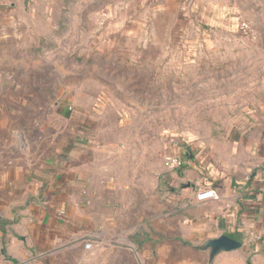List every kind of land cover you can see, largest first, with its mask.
I'll list each match as a JSON object with an SVG mask.
<instances>
[{"label":"rangeland","instance_id":"1","mask_svg":"<svg viewBox=\"0 0 264 264\" xmlns=\"http://www.w3.org/2000/svg\"><path fill=\"white\" fill-rule=\"evenodd\" d=\"M2 17L0 167L51 160L81 194L132 192L137 222L120 207L132 198L114 211L149 227L165 176L182 170L165 166V152L179 149L204 179L239 167L246 145L264 139V0H29ZM153 230L143 238L159 240L122 264H158L165 237ZM186 234L170 239L171 260L229 264V253L209 262L202 233Z\"/></svg>","mask_w":264,"mask_h":264},{"label":"crops","instance_id":"2","mask_svg":"<svg viewBox=\"0 0 264 264\" xmlns=\"http://www.w3.org/2000/svg\"><path fill=\"white\" fill-rule=\"evenodd\" d=\"M28 6L29 0H0L1 21L9 22L10 16ZM244 153L246 161L239 167L224 173L210 169L204 179L186 165L173 172L175 178L165 176L166 185L157 193L160 209L152 215L160 216L161 224L154 225L149 217L151 230L165 237L158 245V264H185L184 254L171 260L174 246L170 239L190 238L187 228L202 233L206 241L221 235L239 241L241 247L228 252L229 264H264V139L250 141ZM0 168V264H91L94 249L85 250L86 242L97 245L101 264H122L120 257L134 252L142 242L151 245L159 240L150 234L143 238L141 232L147 233L149 227L136 223L138 202L132 192L100 190L94 198L87 188L81 194L75 176L70 171H56L51 160L38 166L8 160ZM174 180L178 188L164 189L175 184ZM202 187L213 188L219 199L198 202L195 195ZM121 196L132 198L120 207L133 210L135 223L130 218L123 223V214L114 211ZM93 199L99 202H90ZM147 249L146 257L150 255Z\"/></svg>","mask_w":264,"mask_h":264},{"label":"built area","instance_id":"3","mask_svg":"<svg viewBox=\"0 0 264 264\" xmlns=\"http://www.w3.org/2000/svg\"><path fill=\"white\" fill-rule=\"evenodd\" d=\"M162 159L165 166L171 169H182L187 164V162L185 161V157L181 155V151H179V149L177 151L175 150L165 152L162 156ZM195 197L198 202H206L219 199L216 191L211 187H202L197 191ZM84 248L85 250H91L92 244L86 242L84 244Z\"/></svg>","mask_w":264,"mask_h":264},{"label":"water","instance_id":"4","mask_svg":"<svg viewBox=\"0 0 264 264\" xmlns=\"http://www.w3.org/2000/svg\"><path fill=\"white\" fill-rule=\"evenodd\" d=\"M241 247V243L227 235H221L216 239L208 240L201 250H209V262H211L220 253L235 251Z\"/></svg>","mask_w":264,"mask_h":264}]
</instances>
